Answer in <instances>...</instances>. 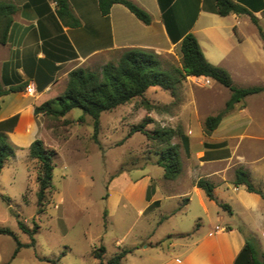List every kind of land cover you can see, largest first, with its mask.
<instances>
[{
  "label": "crops",
  "instance_id": "obj_1",
  "mask_svg": "<svg viewBox=\"0 0 264 264\" xmlns=\"http://www.w3.org/2000/svg\"><path fill=\"white\" fill-rule=\"evenodd\" d=\"M2 1L12 3L17 10L8 41L0 44V85L6 91L24 88L2 98L0 134L7 137L15 157L6 161L0 182L12 165L34 161L29 150L36 140L49 146L44 124L47 117L36 115V107L62 96L74 70L93 71L116 64L127 50H148L159 57L163 66L181 67L182 39L193 34L206 60L225 69L236 87L264 88V42L259 31L260 28L264 36V0H231L249 14L227 16L216 12L215 0H130L150 14L149 25L120 4L113 5L110 14L104 16L98 0H69L80 23L78 27L59 17L55 0ZM29 86L35 94L27 93ZM226 90L218 83L200 88L194 77H188L182 82L178 99L171 94L165 99L145 95L152 106L173 105L177 100L169 128L180 131L172 143L180 147L182 172L175 180H167L170 184L163 192H150L152 177L143 169L135 171L143 172L135 178L132 173H121L116 180L124 181L128 187L116 192L112 206L116 212L121 204L129 203L141 217L153 206L162 212L156 225L167 223L169 229L162 240L145 241L148 245L144 249L172 238L183 240L175 257H160L162 264H235L250 238L258 257H264V198L234 185L235 171L242 168L264 194V92L237 103L208 135L204 123L224 110L231 97L229 90L226 96ZM149 91L162 93L159 87ZM134 101L124 111L143 115L145 111L136 108ZM149 116L156 121L157 115ZM145 130L153 131L152 126ZM201 179L215 186L216 201L208 199L197 186ZM218 203L228 205L231 212ZM188 217L198 226L212 220L215 224L182 231L178 223L183 224ZM216 227L221 229L217 231ZM176 247L170 241L169 248Z\"/></svg>",
  "mask_w": 264,
  "mask_h": 264
},
{
  "label": "rangeland",
  "instance_id": "obj_2",
  "mask_svg": "<svg viewBox=\"0 0 264 264\" xmlns=\"http://www.w3.org/2000/svg\"><path fill=\"white\" fill-rule=\"evenodd\" d=\"M101 69L94 68L93 71L100 72ZM148 92H151L149 89L146 94L154 99L170 96V92L162 89V93ZM176 101L173 105H150L154 109L148 111L146 103L136 99L135 107L143 109V115L124 111L133 101L112 112L102 113L96 138L93 120L89 116L83 118L79 109L72 110L65 118L47 117L44 121L47 148L54 153L52 189L40 206L36 161L12 165L4 171L0 182V229L11 231L22 247L13 258L16 240L0 235V264H99L94 254L101 247L105 248L102 257L105 264L123 250L133 252L121 264H162L160 257H175L181 250L179 246L183 240L180 238L144 249L148 245L145 241L158 242L169 229L167 223L156 225L162 214L156 206L141 217L129 203L121 204L114 212L112 201L116 192H123L128 187L124 181L116 180L124 172L132 173L135 178L143 175V172L135 171L145 170L144 174L152 177L150 192L156 189L163 192L170 184L163 177V169L157 165L160 148L144 134L131 132L146 117L152 118L149 113L157 116L146 128L152 126L154 131L158 127H171L170 118L176 110L173 109ZM10 164L13 163L10 161ZM18 221L30 231L37 227L33 237L19 228ZM197 223L188 217L183 224L178 223V227L182 231L204 229L212 227L215 220L202 226ZM170 241L178 247L169 248Z\"/></svg>",
  "mask_w": 264,
  "mask_h": 264
},
{
  "label": "trees",
  "instance_id": "obj_3",
  "mask_svg": "<svg viewBox=\"0 0 264 264\" xmlns=\"http://www.w3.org/2000/svg\"><path fill=\"white\" fill-rule=\"evenodd\" d=\"M55 1L57 2L59 17L72 27H78L80 23L71 10L69 0ZM215 1L216 12L221 16H227L232 13L238 15L249 14L246 9L231 0ZM116 4L125 6L144 24H151L152 18L150 14L130 0H98L100 12L104 16L109 15L112 6ZM16 10L12 3L0 0L1 45H5L8 41L12 18ZM252 21L258 26L254 17H252ZM259 31L264 42V36L260 28ZM181 54V67L172 66L168 69L163 68L161 60L153 52L144 49H130L123 52L116 64H107L102 67L100 72L82 68L74 70L69 74L63 95L36 107L35 114L60 119L66 117L72 110L79 109L83 113V118L89 116L93 120L94 137L96 138L100 129L102 113L112 112L136 99L142 100V104L146 103L147 110L151 111L153 107L145 100V94L149 88L159 87L164 91L170 92L173 98L178 99L179 90L184 80L188 77L204 76L231 92V97L226 102L224 110L206 119L204 128L205 133L209 135L217 129L222 119L234 109L237 103L249 96L264 92V88L261 87H236L230 74L225 69L214 66L206 60L193 34H187L183 37ZM23 88V86H19L6 91L0 85V109L2 98L5 95L21 91ZM151 123H153V120L146 117L142 124L132 128L131 133L140 132L148 140L156 143L160 148L157 165L163 169L164 179L173 181L182 172L180 147L172 143L173 138L176 135H180V131L169 127H158L153 132L146 131V126ZM182 140L186 144V139L182 137ZM29 154L30 158L39 165L37 198L41 206L46 199L47 193L52 189L54 153L46 147L42 140H36L31 145ZM14 157L15 151L9 144L7 137L4 134H0V173L5 167L6 161ZM234 185L236 187L244 186L248 192L259 194L264 198L263 192L255 188L250 181L248 173L242 168H238L235 171ZM197 186L205 192L208 199L216 201L214 195L215 186L211 182L201 179L197 182ZM218 204L225 211L231 212L228 205ZM18 225L24 233L29 234L31 237L37 231V227L30 231L20 221H18ZM0 235L12 236L16 240L17 248L13 255V258H15L22 245L14 234L7 229H0ZM132 252L133 250H123L117 253L107 264H121L122 260ZM104 253L105 248L101 247L94 254V257L100 261L99 264H105L102 262ZM235 264H264V257H258L252 238L246 241V246L239 254Z\"/></svg>",
  "mask_w": 264,
  "mask_h": 264
},
{
  "label": "built area",
  "instance_id": "obj_4",
  "mask_svg": "<svg viewBox=\"0 0 264 264\" xmlns=\"http://www.w3.org/2000/svg\"><path fill=\"white\" fill-rule=\"evenodd\" d=\"M194 83L202 88L211 87L213 84V81L207 77L201 76V77H194ZM27 93L29 94H35L34 88L32 86L27 87ZM221 228L216 227V230L219 231Z\"/></svg>",
  "mask_w": 264,
  "mask_h": 264
}]
</instances>
